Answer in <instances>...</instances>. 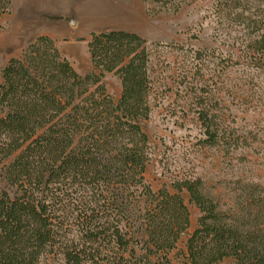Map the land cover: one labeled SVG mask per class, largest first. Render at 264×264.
I'll return each instance as SVG.
<instances>
[{
	"label": "trees",
	"instance_id": "trees-1",
	"mask_svg": "<svg viewBox=\"0 0 264 264\" xmlns=\"http://www.w3.org/2000/svg\"><path fill=\"white\" fill-rule=\"evenodd\" d=\"M184 1L144 0L152 15ZM10 11L11 0H0V19ZM145 43L126 30L90 32L92 69L82 75L40 35L0 68V264H175L190 225L183 192L199 216L182 264H264L259 185H242L251 201L224 208L199 177L174 180L173 192L147 183ZM250 43L264 56V31ZM111 72L121 84L117 103L103 82Z\"/></svg>",
	"mask_w": 264,
	"mask_h": 264
},
{
	"label": "rangeland",
	"instance_id": "rangeland-1",
	"mask_svg": "<svg viewBox=\"0 0 264 264\" xmlns=\"http://www.w3.org/2000/svg\"><path fill=\"white\" fill-rule=\"evenodd\" d=\"M130 1L136 8L131 28L146 40L149 55L150 112L139 122L149 142L147 183L155 192L162 187L173 192L174 180L199 177L205 192L224 208L250 202L242 185L264 189V56L250 46L256 34L264 31V4L243 0L236 7L223 0H185L177 11L152 15L144 0ZM178 1L161 0L169 6ZM72 3L61 15L78 18ZM11 10L7 21L23 14ZM6 16L0 19V68L13 57L2 47L7 43V25L2 20ZM42 21L35 11V22ZM59 22L64 24L65 18L57 16ZM90 28L80 19L74 27L65 28L67 39L78 37L70 43L75 46L63 38L54 39L61 54L82 75L92 69L86 50ZM103 82L117 103L120 80L111 72ZM207 130L216 132L214 141ZM259 194L264 198V190ZM183 197L190 225L171 254L175 264H182L187 235L199 216L185 192ZM216 264H233V260Z\"/></svg>",
	"mask_w": 264,
	"mask_h": 264
},
{
	"label": "crops",
	"instance_id": "crops-1",
	"mask_svg": "<svg viewBox=\"0 0 264 264\" xmlns=\"http://www.w3.org/2000/svg\"><path fill=\"white\" fill-rule=\"evenodd\" d=\"M72 1L78 18L91 25L89 32L113 29L136 32L135 27L131 28L130 24V21L136 20V8L130 0H11L13 12L18 9L22 10L23 14H20L19 18L13 16L11 21H7V18L9 20L11 18V10V13L2 19L7 25L5 32L7 43L2 47L8 57L18 56L27 44L40 35H47L56 40L63 38V41H69L70 46H75L70 43L76 42L78 37L67 39L65 28L74 27L79 19L75 16L61 15ZM35 11L38 17L42 18V23L35 22ZM57 16L60 19L65 18L64 24L56 23Z\"/></svg>",
	"mask_w": 264,
	"mask_h": 264
}]
</instances>
